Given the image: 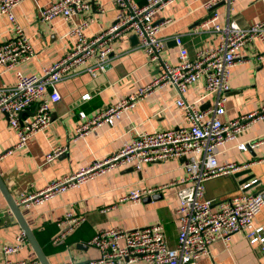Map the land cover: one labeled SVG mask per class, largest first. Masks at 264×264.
<instances>
[{"label": "crops", "instance_id": "obj_1", "mask_svg": "<svg viewBox=\"0 0 264 264\" xmlns=\"http://www.w3.org/2000/svg\"><path fill=\"white\" fill-rule=\"evenodd\" d=\"M54 0H22L14 12L20 25L32 44V57L16 68L0 65V87H10L16 82V71L26 74H40L43 68L62 58L74 45L75 37L70 31L87 19L85 28L91 37L107 29L120 11L115 0H88L87 11L65 19L57 16L43 20L41 10ZM144 4V0H134ZM207 0H175L156 16L158 22L167 18L172 21L162 25L160 36L167 39L163 57L175 62L177 46L173 37L182 34L191 59L196 51L215 43L216 35L201 28V23L210 14L205 8ZM225 17L226 5L216 8ZM241 26H246L264 16V0H236L233 15ZM13 26L5 14H0V42L12 35ZM112 52L107 69L92 76L84 67L66 75L59 83L61 98L50 102L52 122L38 131L22 148H14L17 140L6 113L0 111V173L9 191L18 200L22 191L38 192L51 181L73 174L82 166L93 164L119 151L135 133L154 132L184 124V112L174 101L177 91L173 87L160 88L148 97L137 101L134 107L124 110L114 123H104L85 136L76 138V128L83 121L81 114L90 118L103 108L127 97L151 81L155 70L147 62L145 50L140 46L135 33L126 32L112 41ZM263 52V45L254 42L244 50L247 58L237 59L230 76V90L227 92L225 119L258 110L264 103V61L256 56ZM246 59V60H245ZM203 83L192 84L187 92L190 101H197L201 109L212 104L211 96L202 98ZM88 97H85V95ZM86 95V96H87ZM197 99H200V103ZM33 114V108L21 113L25 118ZM264 138V119L258 120L237 140L221 148L219 158L240 164L242 167L228 175L206 182V195L215 203L232 195L264 190V142L255 147L240 150V142H253ZM63 151L53 160L46 155L55 148ZM185 162L171 158L144 164L141 171L130 166L115 168L98 174L77 186L61 192L44 202L22 206L23 213L32 227L38 241L52 264L73 258L77 263L96 259L99 252L88 242L101 228L119 226L140 227L162 223L169 244L176 243L178 222L176 208L178 195L176 185L157 192L158 197L145 196L140 202L121 200L134 187L142 188L167 184L185 174ZM248 164V165H247ZM251 169L252 179L242 183L248 173L236 176L238 172ZM245 187L246 183L251 182ZM71 206L86 216L85 222L63 242L54 243L59 232L58 221ZM255 227H263L264 206L254 221ZM23 231L11 214L6 200L0 192V262L4 259L2 246L12 244ZM14 260H26L27 264H41L30 242L19 251L10 254ZM37 260L38 263L33 261ZM60 261V262H59ZM200 264H264V242L251 243L246 231L235 232L229 242L214 241L210 252L203 255Z\"/></svg>", "mask_w": 264, "mask_h": 264}, {"label": "built area", "instance_id": "obj_2", "mask_svg": "<svg viewBox=\"0 0 264 264\" xmlns=\"http://www.w3.org/2000/svg\"><path fill=\"white\" fill-rule=\"evenodd\" d=\"M21 1L0 0V14H5L13 26L11 37L0 42V65L7 68H16L33 55L32 44L14 12ZM144 1V4H139L134 0H115L120 11L107 29L89 37L85 28L91 19H87L70 31L75 42L62 58L44 67L40 74H26L17 70V82L10 87H0V111L7 114L8 122L16 134L14 148L24 147L38 131L51 124L50 102L61 98L58 83L80 67H84L94 77L104 72L113 50L112 41L126 32H132L138 36L147 62L156 71L155 74L137 92L119 99L90 118L81 114L83 121L77 125L76 138L87 135L104 123H114L124 110L134 107L138 100L167 87L177 91L174 103L184 112V124L154 132L135 133L114 154L82 166L73 174L53 180L38 192L22 191L17 202L23 206L40 204L115 168L130 166L141 171L147 163L186 157L185 174L181 178L159 186L134 187L121 196V200L137 203L147 195L152 196L166 187L176 185V243L169 244L162 223L133 228H101L88 242L98 250L99 256L89 260L88 264H200V258L210 252L214 241L227 243L238 231H246L248 240L253 244L264 242L263 227L254 226L255 218L264 206V190L238 193L217 203L206 195L208 180L228 175L242 167L233 161L220 160L221 148L237 140L253 123L264 119V103L253 112L224 118L231 71L237 59L246 58L243 50L254 42H260L263 52L256 59L264 61V16L241 26L232 16L236 0H207L204 6L209 10L221 1L226 5L225 17L222 18L215 9L213 15L200 25L202 29L213 32L217 41L199 48L195 58L191 59L182 34H177L173 37L178 50L177 60L172 62L162 55L167 39L159 34L162 25L172 19L158 22L156 16L175 0ZM88 8V0H54L41 10V18L52 20L63 16L69 19ZM201 81L205 93L200 99L209 96L212 99L207 109H201L197 101L187 98L189 87ZM200 99H197L199 103ZM30 108H33V114L22 118L21 113ZM262 142L264 138L253 142L243 141L237 147L245 150L248 146L255 147ZM62 151L61 147L55 148L46 155V160H53ZM85 220L86 216L71 206L57 222L59 232L53 242H63ZM27 240L26 234L21 231L14 243L3 245L4 259L0 264H27L26 260L9 257L23 248ZM33 262L38 263L37 260ZM58 264L78 263L71 258Z\"/></svg>", "mask_w": 264, "mask_h": 264}, {"label": "water", "instance_id": "obj_3", "mask_svg": "<svg viewBox=\"0 0 264 264\" xmlns=\"http://www.w3.org/2000/svg\"><path fill=\"white\" fill-rule=\"evenodd\" d=\"M221 4H224V2L221 1L218 4L214 5L210 9V14L208 17L213 15L215 9L218 6H220ZM181 159L185 160L186 157H182ZM245 173H248L249 176L243 178L242 183L248 181L249 179H252L255 176V174L253 172H251L250 168H247L245 170H242L241 172H238L236 174V176H240V175L245 174ZM0 192L2 193V195L4 196V198L6 200V203H7L8 209H9V213L11 214V219L12 220L15 219L18 222V224L20 225L23 232L26 234V237H27L28 241L30 242V245L33 248L38 260L40 261V263L41 264H52L49 257L47 256L45 250H44V247L38 241L32 227L30 226L29 222L27 221V219L23 213V209H22L23 205L18 204L15 197L9 191V188H8L5 180L3 179L1 173H0ZM158 195L159 194H154L152 196H148V198L154 199V198H157ZM78 264H88V262H83V263H78Z\"/></svg>", "mask_w": 264, "mask_h": 264}, {"label": "rangeland", "instance_id": "obj_4", "mask_svg": "<svg viewBox=\"0 0 264 264\" xmlns=\"http://www.w3.org/2000/svg\"><path fill=\"white\" fill-rule=\"evenodd\" d=\"M60 262V261H59Z\"/></svg>", "mask_w": 264, "mask_h": 264}]
</instances>
